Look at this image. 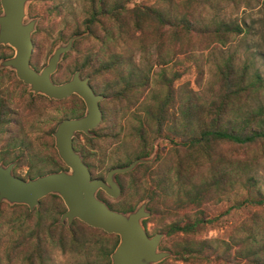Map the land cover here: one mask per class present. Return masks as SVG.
<instances>
[{"label":"trees","instance_id":"obj_1","mask_svg":"<svg viewBox=\"0 0 264 264\" xmlns=\"http://www.w3.org/2000/svg\"><path fill=\"white\" fill-rule=\"evenodd\" d=\"M55 1L57 3L53 10L56 13L63 14L65 10L73 13L68 2ZM159 1L162 5L130 7L134 0H86L87 15L83 24L89 33L76 39L71 50H78V45L88 35L95 40L94 45L98 44L99 48L87 47L81 54L82 59L77 60L74 69H84L87 70L85 74L98 77L112 70L116 80L110 84L112 86L120 83L123 89L120 90L119 96H125L131 89H137L140 84L147 86L148 80L147 76L141 79L134 68L119 72L116 70L124 64L129 66L130 62H126L123 54L114 52L113 47L120 46L119 43L126 45L125 40L131 32L145 28L162 30L170 25L173 33L182 32L188 39L191 37L194 39L195 45L192 46L191 51L193 54L197 51L195 50L197 42L204 40L206 35L212 41L218 42V46L225 47L243 32L238 23L228 20L211 22L212 24L207 26L206 22H203V17L193 14L192 10L189 15L192 21H188V16L172 19L168 11L173 8V0ZM195 2L198 1L188 0L186 3L189 6ZM1 10L0 3V12ZM30 13L33 15L32 12ZM60 20H63V17ZM206 27L210 28L206 29ZM38 31H41V25ZM82 32L85 31L77 28L72 34ZM156 38L158 40L148 44L151 49H146L152 51L155 48L156 56L151 52L148 58L156 65L166 67L175 58L171 53L164 55L163 34L157 35ZM33 39L35 48H39L41 44L36 37L33 36ZM6 51L11 52L6 53ZM12 52L11 47L0 45V57L10 55ZM68 54L69 52L65 56L68 57ZM235 54L232 52L229 56L217 58L216 79L206 89L198 81L197 85L189 83L176 85L183 75L179 69H175L171 77L162 72V84L166 93L158 96L154 104L145 111L150 121L146 120L142 132L137 133L140 139L139 144L131 149L127 161L117 162L112 166L127 165L136 158L151 155L153 134L167 135L173 141L172 147L162 156V163L158 168H155L152 163L140 164L135 170L123 173L130 176L127 181H123L119 174L122 194L116 203L110 202L104 191L98 194L108 200L111 207L126 212L134 210L141 200L149 198L148 209L151 210L152 215L144 221L145 225L147 226L152 218L171 219L170 223L159 228L158 231L165 233L168 237L177 238L170 245L162 247L171 249L172 258L181 260L185 264H264V234L262 232L240 227V231L246 230V236L240 237L239 234L234 233L232 242L230 239L221 237L198 238L208 224L215 228L220 225L223 214L214 215L210 203H220L224 200V196H228V192L236 188L244 194L240 195L238 192L237 197H234L235 205H232L230 209L243 208L247 205L264 206V182L250 174L256 170L254 166L260 159L264 158V103H261V108L251 107L252 101L261 97L264 91V78L259 67L252 62L237 66ZM197 60L198 58L194 59L193 66L199 73L202 70L195 67ZM31 62L37 64L35 51ZM250 69L254 70L251 72ZM10 72L14 75L12 79H16L27 93V85L17 78L14 71ZM6 102L3 98L0 100V133L5 131L4 125L9 121L10 111ZM170 105L174 108H170ZM83 111L84 104L79 111H66L65 117L78 116ZM23 134H17L13 139H23L25 137ZM10 143L6 147H9ZM225 144L235 145L242 148L244 153L250 154L244 156L225 154L223 152ZM13 145L17 148L15 143ZM79 145L81 149L84 148L85 157H88L87 161L94 170L100 168L99 161L104 162L102 164L105 165L107 159L102 155L107 149L96 146L102 152L91 153L89 148H95V146L85 147L81 143ZM16 153V151L10 153V157L7 158L1 149L0 159L7 163L15 157H20L16 156L18 155ZM20 155L23 162L25 155L23 152ZM125 155L128 156L127 153ZM57 163L61 165L59 157ZM33 174L30 173L29 176ZM49 197L58 199L63 204L62 199L53 194L41 199L43 205L39 210L31 211L27 205H10L7 202H3L2 207L7 205L22 207L26 209L27 216L36 213L40 215L44 201ZM55 200L51 201L52 204ZM63 207L65 208L64 205ZM55 213L60 216L61 211H55ZM66 229H69L72 247L77 245L85 249L88 239L84 236H76L73 227L66 226ZM108 235L112 236V246L110 250L106 252L103 250V252L106 253L107 264H110V254L117 246L119 236ZM258 235H261L260 239ZM38 245L33 253H26L24 257L26 264H36V260L40 264H47L48 258L39 250L40 242ZM60 247L66 248L63 240L60 242ZM159 264H169V259Z\"/></svg>","mask_w":264,"mask_h":264},{"label":"rangeland","instance_id":"obj_2","mask_svg":"<svg viewBox=\"0 0 264 264\" xmlns=\"http://www.w3.org/2000/svg\"><path fill=\"white\" fill-rule=\"evenodd\" d=\"M54 1L55 0H32L29 4L30 17H39L37 30L33 34L41 44L39 48H35L34 50L35 53H37V64L35 65L38 69L47 62L49 55L59 43L67 42L68 39L73 36L72 32L74 30L80 28L85 31L79 33L82 34L80 37L89 33V30L86 29L83 24V20L87 15L86 0H63L68 2L69 7L73 11V13H70V11L67 12L68 10H65L63 14L56 13L55 10H53L54 5L57 3V1ZM187 1L188 0H173V8L168 11L173 17L172 19L188 16V21H192L189 16L192 10L193 14L203 17V22H206L207 26H210L212 24L211 22L228 20L238 23L242 27L243 32L225 47L218 46V42L212 41L209 36L206 35L204 40H199L197 42V49L195 48L197 51L194 54L191 53L193 49L192 46L195 45L194 39L192 37L188 39L182 32H178L177 34L176 32L173 33L170 25H167L162 30L145 28L141 31L131 32L125 40L126 45L119 43L120 46L113 47L114 52L123 54L126 62H130L129 66L124 64L121 67H117L116 70H118V72L134 68L138 71L141 79L147 76L148 80L147 86L140 84L137 89L128 91L126 96H117V99L109 98L105 100L103 102V107L108 110L112 108L121 112L123 108L126 107L127 101L133 102L135 110L141 105L144 110V123L140 126L139 130L141 132L145 126L146 120H149L145 111L149 106L154 104L158 96L166 93L162 84V72L167 73L169 77H171L174 74L173 71L179 69L183 75L181 80L176 82V85H185V83L197 85L198 81L206 89L216 79L217 58L220 59L221 57L229 56L232 52H235L237 66L241 64L246 65V62H252L256 67H259L260 73L264 78V0H193L198 2L189 6L186 3ZM148 5L158 6L162 4L159 0H134L130 7H143ZM30 12H32L33 15H31ZM42 17H44V19H42ZM61 17H63V20H60ZM40 25L41 31H38ZM208 28L210 27H206V29ZM159 34H163L164 36L162 50L163 53H165L164 55L166 56V53H171L173 54V58H175L174 61L166 67L156 65L149 60L148 57L151 52L156 56L155 48H153L152 51L146 50L151 49L148 44L158 40L156 36ZM94 44H96V42L91 36L88 35L83 38L80 45H78V50H71L69 51L68 57H64L58 71L54 74V78L59 82L69 79L73 72H75L74 66L77 64V60L82 59V52L89 46H95L96 49L99 48L98 44ZM8 52L6 51V53ZM195 58H198L195 67L197 66L202 70L199 72L200 74L196 72L193 66ZM1 59L0 57V60ZM103 60H108V58H103ZM9 70L11 71L9 68L0 69V86H4L8 91L10 90L7 97H3L6 98L8 102L10 114L8 115L9 121L4 125L5 131L3 130L0 133V149H4L7 144L9 145V143L14 140L13 138L17 133H24L23 126L29 129V122L34 120V116L29 113L30 110L25 109V104L28 102L29 95L25 92L23 87L19 85L16 79H12L14 75H12ZM253 70L254 69H250L251 72ZM85 72H87V70L83 73ZM114 78L115 73L112 70L104 72L102 76L99 77L95 75V85L99 89H106V87L110 85L105 92L107 96H114L116 98L115 93L119 91V88L121 90L123 87H121L122 85L120 83L111 86L110 83L116 80ZM74 100V97L55 103H45L44 100H38V106L45 105V115L48 118V123L46 122L41 125L37 130H31L28 137L35 138L38 140H36V142L40 143V139L43 137L42 135L47 128L49 129L56 121L65 117L66 111L75 110L73 108L75 103ZM261 103H264V91L261 97L252 101L251 107L254 109L261 108ZM169 107L174 108L173 105ZM117 113L118 117L114 122H112V117L109 113L105 122L96 129L97 137L108 139L109 141H101L102 145H98L103 149H107L102 155L106 157L107 161L105 165L102 164L104 162L99 161L100 166L98 167L100 168L94 170L95 175H102L105 177L109 169L113 167V164L127 161L131 149L140 142L139 135L135 130L136 126L133 128L130 127L132 124H137L136 121H133V123H125L124 119L121 118L119 120L120 113ZM120 139L123 140L122 143H114ZM81 140L82 138H79V141ZM76 142H78V140ZM152 143L153 151L151 155L155 152L157 145L159 146L158 155L155 161L151 162L152 165L154 164L155 168H158L162 163V156L172 147L173 141H171V138L167 135L153 134ZM50 144L51 142L49 140L47 148L46 145L40 143L42 147L48 149V155H51L53 152ZM96 149L97 153L102 152L100 148ZM223 152L225 154L230 153L231 156H244L245 154H250L244 153L242 148L231 144H225ZM125 153H127L128 156H126ZM159 156L161 157L159 158ZM24 160L28 161L26 158ZM254 167L256 170L250 172V174L259 177L264 182V158L260 159L259 163ZM49 168H53V166H36L35 169L34 167H30V172H45ZM28 170L29 164L24 163L20 168V173L24 174ZM120 178L123 181H127L130 179V176L120 174ZM231 192H228V196H224V200L220 203H210L214 215L223 214L220 219V225L215 228L208 224L198 238L221 237L230 239L232 242V235L234 233L239 234L240 237L246 236V230L244 232L243 230L240 231V227H246L247 229L259 231L264 234V206L247 205L243 208L235 207L230 209L232 205H235L234 197L238 192L240 195L244 194L239 188ZM107 198L112 203H116L119 200V197L112 198L108 195ZM52 200H55V198L49 197L45 199L44 207L41 209L40 215L36 213L30 216L25 214V208L9 207L8 205L2 207L3 202L0 204V208L2 207L0 210V264H26L24 260L26 253H33L34 249L39 246L38 242H40L39 250L48 258L46 261L47 264H107L105 252L111 249L112 236L100 229L88 227V225L81 221H75L71 226H68L66 223H60V216L57 214L58 212L55 213V211L62 212L64 209L63 204L58 199L52 204ZM42 205L43 203L40 207L31 211L39 210ZM56 218L58 219L55 220ZM171 221L172 220L169 218H152L147 223V228H149L150 233L153 234ZM54 222H56V224H54ZM66 226L69 228L73 227V230L77 234L76 236H84L88 239V245H85V249H81L80 246L77 245L72 247L70 232H68L69 229H66ZM260 237L261 235H258V239H260ZM176 238L177 237H168L165 235L162 246L170 245ZM62 240L66 244L65 249L60 247V242ZM103 250L105 252H103ZM172 257L173 255L167 258L169 259V264H185L181 260ZM36 264H40V262L36 260Z\"/></svg>","mask_w":264,"mask_h":264},{"label":"water","instance_id":"obj_3","mask_svg":"<svg viewBox=\"0 0 264 264\" xmlns=\"http://www.w3.org/2000/svg\"><path fill=\"white\" fill-rule=\"evenodd\" d=\"M31 1L0 0V45L14 49L12 56L0 60V69L14 70L34 94H44L51 99H64L78 94L85 102L86 113L62 120L54 132L56 148L68 170L25 180L13 172L16 161L8 165L0 162V204H24L34 210L40 207L42 198L56 194L67 207L59 219L60 223L67 222L71 226L75 219H79L90 227L119 236V242L111 253V264H159L172 256L173 252L160 247L165 233H148L144 221L152 215L148 209L149 198L142 200L134 210L126 212L112 208L98 195L99 191H104L108 196L118 198L122 186L117 175L133 171L140 164L155 161L159 146L150 156L139 157L127 165L111 168L105 178L92 176L82 154L75 149L74 136L78 131L93 134L92 129L103 119L100 101L105 95L95 92L89 82L90 78H83L81 70L75 71L64 82H56L53 78L66 53L82 34H74L67 42L59 43L40 69L32 64L35 47L33 34L37 30L39 17H30Z\"/></svg>","mask_w":264,"mask_h":264},{"label":"flooded vegetation","instance_id":"obj_4","mask_svg":"<svg viewBox=\"0 0 264 264\" xmlns=\"http://www.w3.org/2000/svg\"><path fill=\"white\" fill-rule=\"evenodd\" d=\"M33 41H34V39H33ZM35 44V43H34ZM10 47V46H9ZM12 48V47H11ZM13 49V48H12ZM34 50H35V47H34ZM14 54V50H13V52H12V54H10V55H7V56H4V57H9V56H12ZM1 58H3V57H1ZM33 64V63H32ZM34 66H36L35 64H33ZM37 68V67H36ZM77 70H81V74H82V77L83 78H85V77H89L90 78V80H89V82H90V84H91V86L94 88V90H95V92L96 93H98V94H104L105 95V98L104 99H102L101 101H100V107H101V109H102V111H103V119H102V121L100 122V124L96 127V128H94V129H92V135H88V134H86V133H84V132H80V131H78L77 133H76V135L74 136V146H75V149L77 150V151H79L81 154H82V156H83V160H84V162L89 166V169H90V171H91V173H92V176L93 177H99V178H105V177H103L102 175H95L94 174V169L91 167V165L88 163V157H85V152H84V148H82L81 149V146L79 145L80 143L82 144V145H84L85 147H89L90 145L91 146H95V148H89L90 149V152L91 153H95V152H97V149H96V146H98L99 144H101V141H109L108 139H104V138H100V137H96V129L97 128H99V126L101 125V124H103L104 122H105V119H107L108 118V114L110 113V116L112 117V122H114V120L118 117V113L117 112H119L120 114H119V120L122 118V119H124L125 120V123H133V121H136V123L137 124H132V125H130V127L131 128H133V127H135L136 126V128H135V130L137 131V133L139 132V130H140V126H142L143 125V123H144V110H143V107L140 105L139 107H137L136 108V110L134 109V106H133V102H129V101H127V103H126V107H124L123 108V111H118V110H114V109H112V108H110L109 110L108 109H106V108H104L103 107V102L105 101V100H107V99H109V98H112V99H117V96H119V93L121 92L120 91V89H119V91L118 92H116L115 94H116V98L113 96V97H109V96H107V94H106V90L108 89L107 87H106V89H99L96 85H95V75H87V74H85V73H83L85 70L84 69H77ZM77 70H75V71H77ZM11 71H14V70H11ZM15 72V71H14ZM16 73V72H15ZM74 73V72H73ZM16 75V74H15ZM17 76V75H16ZM18 78V77H17ZM53 78H54V75H53ZM71 78V77H70ZM69 78V79H70ZM20 80V79H19ZM54 80L56 81V82H59V81H57L55 78H54ZM68 80V79H67ZM22 81V80H21ZM64 81H66V80H64ZM64 81H60V82H64ZM23 82V81H22ZM24 83V82H23ZM25 84V83H24ZM27 85V84H26ZM29 86L27 85V93H28V95H29V97H28V102H26V104H25V109H29L30 110V114L32 115V116H34V120L33 121H31V122H29V125H30V127H29V129H26L25 128V126H23V132L25 133V134H23V133H17V134H19V135H25V137L23 138V139H14V140H12L11 141V143H10V146L9 147H5L4 149H2V152L3 153H5L6 155H7V158H9L10 156H9V154L10 153H13L14 151H16L17 153L16 154H18V155H16V156H20L21 157V155L20 154H22V152H23V154L25 155L24 156V159L26 158L28 161H25V160H23V162H22V160H21V158L20 157H15L14 159H12V160H10L9 162H7V163H5L2 159H0V162H3L4 164H6V165H8L9 163H11V162H14V161H16L17 163L15 164V166H14V169H13V172H14V174L16 175V176H18V177H20V178H23V179H25V180H27V179H29V178H36V177H38V176H40V175H44V174H48V173H51V172H54V171H60V170H68L69 168H68V166L65 164V162L63 161V159L60 157V155H59V153H58V150H57V148H56V137H55V135H54V132L56 131V129H57V127H58V124L62 121V120H64V119H66V118H75V117H80V116H83L85 113H86V105H85V102H84V100L78 95V94H72V95H70V96H68V97H66V98H64V99H51V98H49L47 95H44V94H34L32 91H30L29 90V88H28ZM10 93V90L8 91V89L7 88H5L4 86L3 87H1V89H0V100L4 97V96H6L7 97V94H9ZM29 93H31L32 95H30ZM126 96V95H125ZM70 97H74V101H75V103H74V109L76 110V111H79L81 108H82V106H83V104H84V111H83V113L82 114H80V115H78V116H67V117H63V118H61L60 120H58V121H56L54 124H53V126L52 127H50L49 129L47 128V130L44 132V134L42 135L43 137L40 139V143L42 144V145H46L47 146V148H48V142H49V140H50V142H51V144H50V146L52 147V153H51V155H48V149H46V148H44V147H42L41 145H40V143L38 142H36V140L37 139H35V138H31V137H28L29 135L28 134H30L31 132V130H37L41 125H43V124H45L46 122L48 123V121H47V117H46V115H45V105H37V101L38 100H44L45 101V103H47V102H51V103H55V102H60V101H62V100H65V99H68V98H70ZM3 99H5L6 100V98H3ZM7 103V102H6ZM74 115H76V114H74ZM118 121V120H117ZM49 136V137H48ZM79 138H82V142L81 141H79ZM78 140V142H76ZM38 141V140H37ZM122 139H120V140H117V141H115L114 143H116V142H120V143H122ZM20 142H22V144L20 143ZM13 143H15L16 145H17V148L16 147H14V145H13ZM79 145V146H78ZM102 145V144H101ZM80 147V148H79ZM1 150V149H0ZM58 157H59V160H60V163H61V165H59L58 163H57V160H58ZM24 163H28L29 164V170L28 171H26V173H20V168L22 167V165L24 164ZM36 166H53V168H49L48 170H46L45 172H40V171H36V173H34L32 176H29L30 175V167L32 168V167H34V169L36 168ZM115 167V166H114ZM113 168V167H112ZM110 170V169H109ZM108 173V172H107ZM123 174V173H122ZM107 175V174H106ZM119 175V174H118ZM118 175H117V179H118V181H119V178H118ZM119 183H120V181H119ZM121 184V183H120ZM122 186V185H121ZM99 192H101V191H99ZM122 194V193H121ZM49 195H53V194H49ZM49 195H47V196H49ZM46 196V197H47ZM121 196V195H120ZM119 196V197H120ZM60 197V196H59ZM100 197V196H99ZM100 198H102L104 201H106L107 203H108V200H106V199H104V197L102 196V197H100ZM62 199V198H61ZM63 201V200H62ZM109 204V203H108ZM63 205L65 206V208L62 210V212H61V215H60V218H61V216H62V214L66 211V209H67V207H66V205H65V203H64V201H63ZM113 208V207H112ZM75 221H80L79 219H75L74 221H73V223L75 222ZM82 222V221H81ZM66 224H67V222H65ZM72 223V224H73ZM68 225V224H67ZM69 226V225H68ZM101 230V229H100ZM158 232H161V231H158ZM158 232H156V233H158ZM148 233L150 234V235H154L155 233H150V230H149V228H148ZM163 241V240H162ZM162 249H166V248H164V247H162V242H161V246H160ZM110 256H111V254H110Z\"/></svg>","mask_w":264,"mask_h":264}]
</instances>
